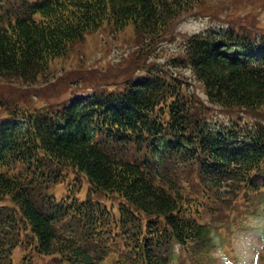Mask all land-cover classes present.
Returning <instances> with one entry per match:
<instances>
[{"label": "trees", "instance_id": "16d2710c", "mask_svg": "<svg viewBox=\"0 0 264 264\" xmlns=\"http://www.w3.org/2000/svg\"><path fill=\"white\" fill-rule=\"evenodd\" d=\"M196 2L0 0V79L36 84L105 24L158 43ZM181 49L170 67L190 70L206 101L170 67L146 63L145 74L120 89L4 112L0 264L17 247L34 259L56 256L53 264H98L107 244L123 252L122 264H181L174 243L185 264L209 262L213 231L204 215L264 190V124L220 122L208 105L264 109V36L207 28ZM192 171L196 182L185 174ZM81 215L75 229L88 243L73 245L59 230Z\"/></svg>", "mask_w": 264, "mask_h": 264}, {"label": "rangeland", "instance_id": "374dc122", "mask_svg": "<svg viewBox=\"0 0 264 264\" xmlns=\"http://www.w3.org/2000/svg\"><path fill=\"white\" fill-rule=\"evenodd\" d=\"M225 25L250 35L254 32L264 34V0H197L192 11L177 18L168 37L158 43L136 36L131 26L117 30L105 24L86 35L63 58L51 62L48 73L36 84L29 86L0 79V119L10 110L32 111L64 103L75 95L88 96L93 91L120 89L124 82L143 74V64L170 67L171 58L181 55V45L186 38L209 26ZM170 68L169 72L175 73L172 75L186 81L189 92H195L206 101L202 86L190 70ZM208 109L212 118L216 117L220 122L264 124L262 108L252 113L222 111L210 105ZM192 172L185 174L188 178L196 176L195 171ZM187 183L193 185L189 179ZM85 190L84 184L79 188L78 196H83ZM236 203L237 206L230 211L205 214L217 238L207 264H264V202L253 198L248 203ZM25 254L28 252L22 249L14 250V263L19 264ZM49 259L51 257H35L30 264H52ZM24 260L28 262L27 257ZM180 261L185 264L182 258ZM200 263L206 262L203 259Z\"/></svg>", "mask_w": 264, "mask_h": 264}]
</instances>
